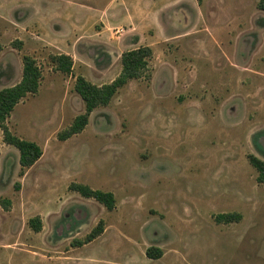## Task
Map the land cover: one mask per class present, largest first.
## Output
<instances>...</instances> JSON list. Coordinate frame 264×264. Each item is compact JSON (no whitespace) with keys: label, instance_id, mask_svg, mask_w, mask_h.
Segmentation results:
<instances>
[{"label":"rangeland","instance_id":"374dc122","mask_svg":"<svg viewBox=\"0 0 264 264\" xmlns=\"http://www.w3.org/2000/svg\"><path fill=\"white\" fill-rule=\"evenodd\" d=\"M258 1L0 0V90L21 80L24 55L42 71L7 125L43 150L21 173L0 128V264H264V183L248 159L264 160ZM139 46L153 50L151 76L60 140L85 110L77 77L109 83ZM58 54L71 73L55 68ZM73 182L113 192L115 208Z\"/></svg>","mask_w":264,"mask_h":264},{"label":"trees","instance_id":"16d2710c","mask_svg":"<svg viewBox=\"0 0 264 264\" xmlns=\"http://www.w3.org/2000/svg\"><path fill=\"white\" fill-rule=\"evenodd\" d=\"M258 8L264 10V0L258 1ZM1 48V47H0ZM153 56V50L150 46H139L134 49L125 51L122 54V69L118 76L109 83L96 85L84 76H78L76 79L75 89L80 94L85 103L83 113L77 115L73 122L58 133L60 140H67L73 135L83 131L89 122L90 114L100 106H107L113 97L127 85L131 80L149 78L151 76L150 60ZM55 63V68L64 73H71L73 67V59L67 54H58L52 57ZM42 71L36 59L30 55L23 56V73L21 80L13 86L6 87L0 90V128L3 131V140L6 144L12 145L18 149L20 153L21 173L28 167L35 164L43 154L41 146L32 140L21 138L14 134L7 125V120L16 105L28 94L36 93L40 86ZM249 162L257 170L259 183H264V160L250 154L248 155ZM69 188L78 192L86 198H93L102 203L107 209L115 208L116 199L111 191L95 189L84 183L73 182ZM240 219L238 213H221L216 215V221L230 223ZM30 225L35 231H40L42 221L40 217L30 219ZM103 231L102 222L96 227L84 241L79 244H85L96 237ZM147 255L150 258H160L161 250L157 249L153 252L152 249L147 250Z\"/></svg>","mask_w":264,"mask_h":264}]
</instances>
